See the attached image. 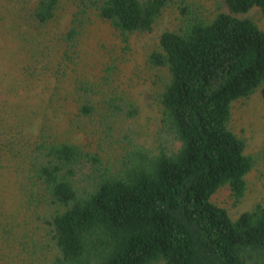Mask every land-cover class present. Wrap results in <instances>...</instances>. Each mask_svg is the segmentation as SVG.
<instances>
[{
    "label": "trees",
    "instance_id": "16d2710c",
    "mask_svg": "<svg viewBox=\"0 0 264 264\" xmlns=\"http://www.w3.org/2000/svg\"><path fill=\"white\" fill-rule=\"evenodd\" d=\"M62 0H33L31 14L53 24ZM176 0H79L60 39L73 47L88 12L110 23L124 47L154 31ZM210 19L184 15L178 31H163L149 62L166 70L158 95L161 131L155 149L135 146L111 170L98 152L68 141L45 147L35 177L50 212L43 224L52 243L45 264H264V204L232 219L210 196L227 185L232 205L247 189L259 159L229 127L231 104L264 83V29L248 17L264 0H222ZM264 96V88L262 89ZM77 115L86 120L134 118V100L76 80Z\"/></svg>",
    "mask_w": 264,
    "mask_h": 264
},
{
    "label": "rangeland",
    "instance_id": "374dc122",
    "mask_svg": "<svg viewBox=\"0 0 264 264\" xmlns=\"http://www.w3.org/2000/svg\"><path fill=\"white\" fill-rule=\"evenodd\" d=\"M33 0H0V264H45L52 243L43 224L50 212L35 168L45 147L68 141L98 152L115 170L125 151L135 146L155 149L161 131L158 95L166 70L149 62L159 50L163 31H178L182 9L210 19L226 12L222 0H176L157 18L149 34L134 35L124 47L110 23L88 12L73 47L60 39L78 13L79 0H62L56 21L43 26L31 14ZM264 29L257 7L241 15ZM87 80L125 94L135 101L134 118L86 120L77 115L72 94L76 80ZM264 83L249 97L231 104L230 129L245 143L244 152L257 155L264 146ZM243 201L232 205L227 185L210 200L235 219L255 204H264V159L246 175Z\"/></svg>",
    "mask_w": 264,
    "mask_h": 264
}]
</instances>
